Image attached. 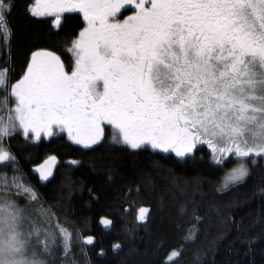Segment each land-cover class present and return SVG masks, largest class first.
Listing matches in <instances>:
<instances>
[{"label":"snow or ice","instance_id":"obj_1","mask_svg":"<svg viewBox=\"0 0 264 264\" xmlns=\"http://www.w3.org/2000/svg\"><path fill=\"white\" fill-rule=\"evenodd\" d=\"M13 7L0 0L4 47ZM29 11L52 17L56 28L72 13L85 24L66 47L67 64L41 50L14 82L0 68V166L12 167L11 177L0 173V264H73L77 242L82 252L94 244L62 223L26 179L8 144L17 134L39 141L64 133L95 150L108 128L113 145L185 164L206 146L215 164L236 162L217 192L243 184L249 164L264 160V0H35ZM55 159L37 169L41 180ZM191 204L188 240L203 219ZM148 211L140 208L137 219Z\"/></svg>","mask_w":264,"mask_h":264},{"label":"trees","instance_id":"obj_2","mask_svg":"<svg viewBox=\"0 0 264 264\" xmlns=\"http://www.w3.org/2000/svg\"><path fill=\"white\" fill-rule=\"evenodd\" d=\"M7 17L11 38L7 47L0 41V68L5 66L13 82L20 78L31 55L55 52L67 64L66 47L83 25L78 14L66 15L62 27L51 18L33 16L35 0H13ZM108 130L103 146L83 149L63 135L39 141L17 134L8 142L19 169L38 190L46 205L70 229L92 235L94 244L77 242L73 264H264V163L249 164L250 176L240 185L217 192L225 165H217L205 146L185 164L174 154L132 151L111 144ZM56 157L47 180L34 169ZM79 161L72 164L71 161ZM12 175V167L0 173ZM199 188L193 194L195 180ZM203 217L194 239H186L194 221L191 201ZM187 204V212L181 209ZM147 208L146 219H137ZM101 217L112 224L105 228ZM120 248L115 249L114 245ZM178 257L169 260L171 253Z\"/></svg>","mask_w":264,"mask_h":264},{"label":"rangeland","instance_id":"obj_3","mask_svg":"<svg viewBox=\"0 0 264 264\" xmlns=\"http://www.w3.org/2000/svg\"><path fill=\"white\" fill-rule=\"evenodd\" d=\"M35 5V4H34ZM33 5V6H34ZM81 15V14H80ZM82 16V15H81ZM37 17H39V16H37ZM42 17H49V16H42ZM82 19H83V17H82ZM85 23V22H84ZM34 141V140H33ZM70 141V140H69ZM206 147V146H205ZM207 148V147H206ZM208 149V148H207ZM209 150V149H208ZM210 152V151H209ZM47 161H49V159H47L43 164H41L39 167H37V168H35L34 169V172L36 173V174H38V176L40 177V174H39V172L37 171V169H39L41 166H43V165H45V163L47 162ZM257 162H263L264 163V160H261L260 158H257ZM256 162V163H257ZM235 160L233 159V158H229L227 161H225V163L223 164V165H221V166H224L225 165V173L227 172V171H229L232 167H234L235 166ZM255 163V164H256ZM55 164H56V162L54 161V162H52V166H51V174H52V172H53V170H54V168H55ZM251 164V163H250ZM49 177H50V175H49ZM48 177V178H49ZM147 216V215H146ZM146 219V218H145ZM144 219V220H145ZM144 220H139V221H144Z\"/></svg>","mask_w":264,"mask_h":264},{"label":"flooded vegetation","instance_id":"obj_4","mask_svg":"<svg viewBox=\"0 0 264 264\" xmlns=\"http://www.w3.org/2000/svg\"><path fill=\"white\" fill-rule=\"evenodd\" d=\"M72 14H78L81 18H82V16L80 15V13H72ZM65 15H71V14H65ZM37 17V16H36ZM40 18H51V19H53L52 17H42V16H39ZM82 21H83V19H82ZM85 23H84V21H83V25H84ZM110 131L111 132V129H108V128H106V131ZM105 134H106V132H105ZM59 135H63V136H65V138L68 140V138H67V135L66 134H64V133H61V134H58L57 136H59ZM47 138H50V137H47ZM47 138H44V137H42L41 139H47ZM71 142V141H70ZM72 143V142H71ZM51 176V175H50Z\"/></svg>","mask_w":264,"mask_h":264}]
</instances>
